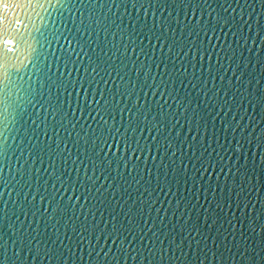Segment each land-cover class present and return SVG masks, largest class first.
<instances>
[{
    "label": "water",
    "instance_id": "95a60500",
    "mask_svg": "<svg viewBox=\"0 0 264 264\" xmlns=\"http://www.w3.org/2000/svg\"><path fill=\"white\" fill-rule=\"evenodd\" d=\"M0 264H264V0H0Z\"/></svg>",
    "mask_w": 264,
    "mask_h": 264
}]
</instances>
